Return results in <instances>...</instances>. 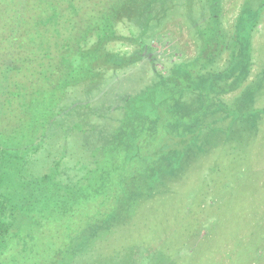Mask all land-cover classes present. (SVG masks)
<instances>
[{"label": "trees", "instance_id": "obj_1", "mask_svg": "<svg viewBox=\"0 0 264 264\" xmlns=\"http://www.w3.org/2000/svg\"><path fill=\"white\" fill-rule=\"evenodd\" d=\"M220 3L0 0V264L5 253L19 247L25 252L35 235L31 226L58 220L83 198L87 203L102 197L99 220L92 223L107 235L125 227L119 209L126 210L131 192L160 184L152 165L161 172L159 164L177 163L211 122L223 124L231 109L221 98L227 77L214 65L231 46L232 58L240 54L238 31H245L244 46H250L264 0H243L231 32L219 25ZM175 14L189 27L193 16L200 18L194 25L198 51L192 58L172 49L158 65L150 56L153 43L165 38L160 28ZM143 60L144 85L118 95L116 106L105 105L117 74L139 68ZM76 93L83 100L69 98ZM256 101L254 117L264 114ZM32 217L36 222L30 224ZM86 247V238H79L70 240L68 250L73 257Z\"/></svg>", "mask_w": 264, "mask_h": 264}, {"label": "rangeland", "instance_id": "obj_2", "mask_svg": "<svg viewBox=\"0 0 264 264\" xmlns=\"http://www.w3.org/2000/svg\"><path fill=\"white\" fill-rule=\"evenodd\" d=\"M242 4L243 0H221L217 18L225 31L231 32ZM193 18L195 22L189 27L175 14L160 28L165 38L160 44L153 43L155 51L150 55L158 65L172 49L185 57L197 54L200 35L194 25L200 24V18ZM117 29L128 34L124 26ZM245 39V31H238L235 40L241 42L240 54L232 58L231 46L220 53L214 65L216 70L223 69L222 79L227 77L222 89L232 91L221 97L231 106L229 115L226 111L227 125L225 121L220 126L209 121L211 127L204 128L198 141L186 146L177 163L174 160L167 167L159 164L161 172L153 164L160 184L152 186L151 193L145 186L131 192L126 210L119 209L125 227L113 228L107 235V230L92 223L99 220L95 218L99 212L96 207L102 197L95 196L89 204L83 198L58 220L31 226L35 235L25 252L19 247L5 253L2 264H58L60 258L61 264H264V114L254 117L255 107L251 106L256 98L255 106H264V11L250 46H244ZM147 67L143 60L139 68L118 73L103 99L105 105L116 106L118 95L122 98V94L141 88L145 82L141 74H147ZM69 98L83 100L81 93ZM182 146L179 143L178 149ZM198 147L202 150L197 151ZM33 221L32 217L30 224ZM87 224H93L87 227L89 231ZM90 231L97 239L87 236ZM79 238H86L87 247L72 257L70 240Z\"/></svg>", "mask_w": 264, "mask_h": 264}]
</instances>
